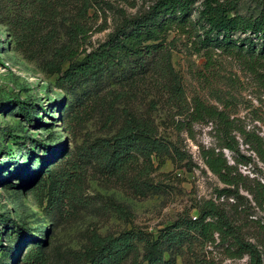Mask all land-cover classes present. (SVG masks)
<instances>
[{
	"label": "rangeland",
	"instance_id": "1",
	"mask_svg": "<svg viewBox=\"0 0 264 264\" xmlns=\"http://www.w3.org/2000/svg\"><path fill=\"white\" fill-rule=\"evenodd\" d=\"M155 1L100 0L103 8H91L80 20L87 35L77 44L70 38L75 6L17 13L19 0H0V260L80 264L77 255L96 234L135 229L142 237L156 236L179 219L198 215L199 205L213 199L256 244L264 264V207L243 187L239 197L218 198L215 191L225 184L202 159V148L222 143L215 124L193 122L190 132L176 126L189 119L196 99L218 107L233 122L238 140L237 151L222 149L227 159L247 185L264 184L263 53L253 61L235 50L201 49L196 36L176 28L164 44L170 61L159 56L144 70L127 61L74 87L58 82V67L65 70L69 61L60 63L57 50L82 59L122 17L139 14ZM221 1L245 16L264 8V0ZM254 40L264 49L263 38ZM18 101L25 102L27 112ZM144 121L176 144L185 159L165 152L153 155L150 164L133 157L111 172L101 157L104 141ZM39 157H49L45 166L40 167ZM1 215L9 219L3 222ZM181 237L167 249L172 264H250L248 254L234 256L217 235L214 242L196 232ZM136 245L122 264L142 258L145 240ZM38 246L40 258H35L30 250ZM7 249L12 252L4 253Z\"/></svg>",
	"mask_w": 264,
	"mask_h": 264
},
{
	"label": "trees",
	"instance_id": "2",
	"mask_svg": "<svg viewBox=\"0 0 264 264\" xmlns=\"http://www.w3.org/2000/svg\"><path fill=\"white\" fill-rule=\"evenodd\" d=\"M99 2L100 0H19L16 12L55 13L57 7L75 6L77 20L70 25V38L71 42L78 44L81 38L87 35V30L80 20L91 8L101 7L98 5ZM198 2L200 5L196 7ZM195 12L196 17L191 18ZM176 28L196 36L201 49L218 48L227 52L235 50L249 55L253 61L260 59L257 52L264 55L263 47L259 48L254 40L259 37L264 40V8L257 15L245 16L239 13L235 5L221 0H156L139 14L122 17L107 39L87 52L82 59L71 55L65 56L64 49L57 50L55 57H61L60 63L69 61V66L65 70L60 68L61 65L58 67V82L74 87L82 79L122 66L127 61L134 62L135 66L141 68H148L159 56L170 61L171 53L164 48V44L169 32ZM237 33L250 35L241 39L235 37ZM24 103L18 101V106L23 110ZM188 117V120L176 124L179 131L190 132L193 122H212L215 124L213 128L219 132L222 139L218 147L201 149L205 165L225 184L224 187L216 189L217 197H239V188L243 187L253 196L258 206L264 207V184L258 182L247 185L238 166L230 163L222 150L223 148L238 150V140L232 135L235 128L233 122L218 107L209 106L198 99L195 100ZM241 134L245 136L247 143L252 142L248 140L246 133ZM104 142L101 157L111 172L119 171L130 163L133 157H142L150 164L153 155L160 157L165 152L171 153L174 159L181 161L185 159L184 153L176 144L159 135L158 130L146 121L128 124ZM47 149L49 151V148ZM49 157L38 158L40 167L45 166ZM236 160L240 163L239 159ZM24 168L21 165L20 170ZM53 194L54 192L49 196L50 203ZM198 209V215L181 218L152 237H142L141 231L135 229L125 230L117 235L96 234L90 239L89 245L77 255L80 264H122L135 251L137 240H145L144 252L142 258L133 261L132 264H172L167 249L178 238L183 240L185 237L181 236L190 232H196L205 242H214L217 235L223 244L228 245L234 256L248 254L250 264H263L256 244L244 238L222 205L213 199H205ZM1 216L3 222L9 219L6 215ZM39 247L41 246L30 250L31 252L35 250L33 253L35 258H40ZM8 250L3 252H12ZM0 264L8 263L0 260Z\"/></svg>",
	"mask_w": 264,
	"mask_h": 264
}]
</instances>
